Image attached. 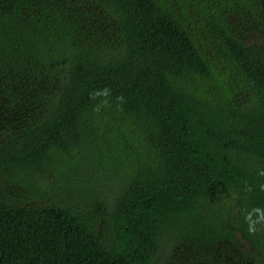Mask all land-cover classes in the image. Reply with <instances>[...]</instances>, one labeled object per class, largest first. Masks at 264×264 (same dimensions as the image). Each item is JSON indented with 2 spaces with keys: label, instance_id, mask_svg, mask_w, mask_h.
Masks as SVG:
<instances>
[{
  "label": "trees",
  "instance_id": "trees-1",
  "mask_svg": "<svg viewBox=\"0 0 264 264\" xmlns=\"http://www.w3.org/2000/svg\"><path fill=\"white\" fill-rule=\"evenodd\" d=\"M236 232L264 264V0H0V264H214Z\"/></svg>",
  "mask_w": 264,
  "mask_h": 264
},
{
  "label": "flooded vegetation",
  "instance_id": "flooded-vegetation-1",
  "mask_svg": "<svg viewBox=\"0 0 264 264\" xmlns=\"http://www.w3.org/2000/svg\"><path fill=\"white\" fill-rule=\"evenodd\" d=\"M226 244L227 243L222 244V246H224L226 252L219 250L218 247H220V246H217L218 251H216L217 256L215 257V259L213 261L214 264H222L223 263L222 258H224L226 261H228V264H252V261L249 258H245L246 255L243 256L241 253L240 254L242 257L237 255L238 248H237L236 244L230 243L228 245V247L226 246ZM178 251H182V250H178ZM182 255H183V252H182ZM176 259H178V257H176ZM189 262L190 261L187 259L186 255H185V263L188 264Z\"/></svg>",
  "mask_w": 264,
  "mask_h": 264
},
{
  "label": "rangeland",
  "instance_id": "rangeland-1",
  "mask_svg": "<svg viewBox=\"0 0 264 264\" xmlns=\"http://www.w3.org/2000/svg\"><path fill=\"white\" fill-rule=\"evenodd\" d=\"M251 40V39H250ZM73 165H70V166H68V168H67V175H68V178H69V180H70V174H71V167H72ZM74 167V166H73ZM49 175H50V173H48ZM102 175L105 177V178H107V179H113L114 177H115V175H114V173H112V172H103L102 173ZM44 176L41 172H35V173H33V177H34V181L37 183V184H39L40 182H41V178ZM26 183H28V181L26 182ZM72 190V188H71V185L69 186V189H68V191H69V194L68 195H70L71 197H73L71 194H70V191ZM169 246H170V249H171V246H172V244H168ZM162 250H164V249H162ZM165 251V250H164ZM166 253H167V251H165ZM166 253H162V254H160V253H157V255L155 256L156 257V261H157V263H159L161 260H162V258H164L165 257V255H166Z\"/></svg>",
  "mask_w": 264,
  "mask_h": 264
},
{
  "label": "clouds",
  "instance_id": "clouds-1",
  "mask_svg": "<svg viewBox=\"0 0 264 264\" xmlns=\"http://www.w3.org/2000/svg\"><path fill=\"white\" fill-rule=\"evenodd\" d=\"M236 236L238 237L239 245L241 246L242 250L245 252V255L247 254L248 258L251 255V253L254 252L255 247L252 246L251 241L248 239H244L242 237L241 232H236ZM248 249V253H247Z\"/></svg>",
  "mask_w": 264,
  "mask_h": 264
}]
</instances>
